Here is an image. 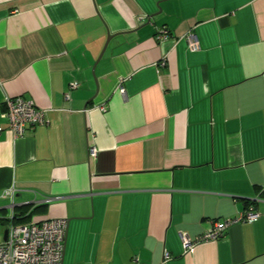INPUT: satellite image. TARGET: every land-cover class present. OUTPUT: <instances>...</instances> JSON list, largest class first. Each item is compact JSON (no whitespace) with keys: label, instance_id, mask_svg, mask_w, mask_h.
I'll return each mask as SVG.
<instances>
[{"label":"crops","instance_id":"1","mask_svg":"<svg viewBox=\"0 0 264 264\" xmlns=\"http://www.w3.org/2000/svg\"><path fill=\"white\" fill-rule=\"evenodd\" d=\"M17 95L46 118L21 135ZM249 205L184 250L180 233ZM11 209L67 219L62 264H264V0H0Z\"/></svg>","mask_w":264,"mask_h":264},{"label":"built area","instance_id":"2","mask_svg":"<svg viewBox=\"0 0 264 264\" xmlns=\"http://www.w3.org/2000/svg\"><path fill=\"white\" fill-rule=\"evenodd\" d=\"M167 36L168 31L163 27L157 33L158 38H167ZM186 37L192 48L199 47L198 39L194 33L189 32ZM77 85V82L74 81L70 87L75 88ZM120 89L124 91L123 86ZM65 96L69 97V93L65 92ZM6 104L7 109L3 114L8 119L9 130L15 135L23 134L27 125L46 121L44 110L36 106L30 98L19 95L8 97ZM94 153L95 147L91 146L90 154ZM13 193L14 190L10 188L4 190L2 195L12 196ZM258 215L259 211L249 205L237 216L212 220L207 229L194 237H190L185 232L180 233L184 250L192 251L197 243L216 239L223 235L230 224L239 221H252ZM13 216L14 211L11 209V212L4 217L7 232L5 239L0 240V264H62L67 228L65 217H45L27 222H14Z\"/></svg>","mask_w":264,"mask_h":264},{"label":"trees","instance_id":"3","mask_svg":"<svg viewBox=\"0 0 264 264\" xmlns=\"http://www.w3.org/2000/svg\"><path fill=\"white\" fill-rule=\"evenodd\" d=\"M4 219V220H3ZM12 220L14 221V222H19V221H21V219L20 218H18V216H17V214L14 212V216H13V218H12ZM0 221H1V223L3 224V226L5 225V218L3 217V218H0Z\"/></svg>","mask_w":264,"mask_h":264},{"label":"water","instance_id":"4","mask_svg":"<svg viewBox=\"0 0 264 264\" xmlns=\"http://www.w3.org/2000/svg\"><path fill=\"white\" fill-rule=\"evenodd\" d=\"M106 42H107V40H106ZM105 44H106V43H105ZM104 47H105V45H104ZM104 47H103V49H104ZM103 49H102V51H103ZM102 51H101V53H102ZM101 53H100V54H101ZM6 232H7V226L4 225L3 236H2L3 239H5V237H6Z\"/></svg>","mask_w":264,"mask_h":264},{"label":"rangeland","instance_id":"5","mask_svg":"<svg viewBox=\"0 0 264 264\" xmlns=\"http://www.w3.org/2000/svg\"><path fill=\"white\" fill-rule=\"evenodd\" d=\"M3 229H4V226L0 221V240L2 239V236H3Z\"/></svg>","mask_w":264,"mask_h":264}]
</instances>
